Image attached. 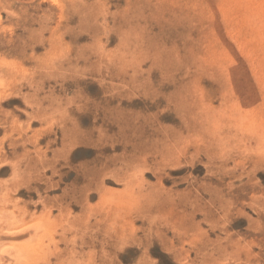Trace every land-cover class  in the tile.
Returning a JSON list of instances; mask_svg holds the SVG:
<instances>
[{"label":"rangeland","instance_id":"obj_1","mask_svg":"<svg viewBox=\"0 0 264 264\" xmlns=\"http://www.w3.org/2000/svg\"><path fill=\"white\" fill-rule=\"evenodd\" d=\"M0 264H264V0H0Z\"/></svg>","mask_w":264,"mask_h":264},{"label":"bare ground","instance_id":"obj_2","mask_svg":"<svg viewBox=\"0 0 264 264\" xmlns=\"http://www.w3.org/2000/svg\"><path fill=\"white\" fill-rule=\"evenodd\" d=\"M142 221V220H141ZM154 233H156V232H154Z\"/></svg>","mask_w":264,"mask_h":264}]
</instances>
